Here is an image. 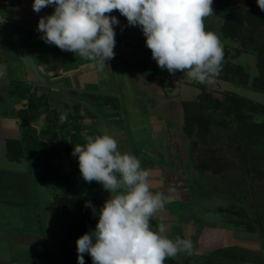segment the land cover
Instances as JSON below:
<instances>
[{"label": "clouds", "instance_id": "obj_1", "mask_svg": "<svg viewBox=\"0 0 264 264\" xmlns=\"http://www.w3.org/2000/svg\"><path fill=\"white\" fill-rule=\"evenodd\" d=\"M213 0H34L35 12L54 6L41 17L37 31L41 39L63 51L95 62L101 69L114 57L116 10L129 26L139 25L146 46L161 69L177 71L198 83L211 82L220 72L223 47L219 35L206 30L205 19L213 15ZM264 11V0H257ZM6 68V66H5ZM0 68V77L6 74ZM67 120V110L59 117ZM76 145L73 155L84 181L100 183L110 195L103 206L92 208L98 215L94 230L76 240L78 264L84 254L93 264H164L181 252L192 253L191 240L170 239L163 218L154 230L150 221L170 199L151 191V172L133 154L121 152L110 134L88 135ZM172 191H175L174 189Z\"/></svg>", "mask_w": 264, "mask_h": 264}, {"label": "rangeland", "instance_id": "obj_2", "mask_svg": "<svg viewBox=\"0 0 264 264\" xmlns=\"http://www.w3.org/2000/svg\"><path fill=\"white\" fill-rule=\"evenodd\" d=\"M235 3L242 6L245 0H235ZM223 17L224 13L213 10V15L205 19L206 30L219 35ZM135 27L126 24L125 29L129 32H126L122 39L124 46L131 43V53L134 52L135 46L140 48L137 50L140 52L142 47L134 31ZM262 29H259V36L264 34ZM141 31L140 28L139 37ZM220 41L226 58L241 64L251 82L257 75L255 54L248 50L250 48L238 45L237 41L224 42L221 38ZM114 53V57L109 60L107 66L103 69L97 66L101 73V80L86 81L85 92L88 94L86 102L88 101V106L94 110H96L95 103L110 107L106 114L107 119L100 118L102 124L95 126L98 135L104 133L112 135L118 141L119 150L135 155L141 161V165L145 164L144 169L152 163L163 168L162 174L152 171L155 166L148 168L150 172L152 171L151 191L163 192L170 196L164 209L158 211L152 218L155 222L151 219L153 229H156L163 218V223L167 225L166 235L170 239L174 240L175 236L178 238L177 234L181 233L179 238L191 240L193 245L191 254H199L193 256L195 264H201L199 263L200 253H206L211 247L223 244L257 250L264 255V236L225 224L221 221V217L227 214L220 211L235 204L250 209L251 203L247 200L249 190L251 187H264V162L257 163L246 155L240 159L235 153V148L232 147V138L227 137L229 133L215 128L209 134L203 132L194 134L193 139L198 142V146L194 152H191L189 140L182 132L183 111H179L182 100H196L202 89L211 91L219 98L227 92H234L261 104H264V91L255 90L251 84L234 85L216 78L201 84L188 79L185 73L177 71L171 80L163 79L151 86H146L149 94L157 88L164 90L163 97L153 96L150 111L147 93L142 95L141 92V87L145 85L143 81L147 80L144 74L145 69L124 62V55ZM129 58L133 59L132 56ZM118 64L121 68H118ZM153 64L158 66L153 60H148L146 66L150 67ZM164 70L168 71L166 68ZM134 73H137V77L140 75L139 78L143 80H134L132 78ZM146 87H144L145 91ZM262 119L264 117L255 116L256 121ZM44 123V120H41L37 125L41 128ZM86 123L92 124L88 119ZM207 147L209 151H205ZM248 153L251 154V152ZM207 165H209L208 168ZM155 187L160 190L154 189ZM173 189L175 191H172ZM109 195L107 190H103L99 198L105 201ZM227 218L231 219V216ZM181 228L183 233H178ZM202 228L216 229L222 232V236L219 238L215 235L208 239L207 235L206 240L200 241L202 243L207 241L205 246L208 247L202 249L196 244L197 236ZM202 243L198 244L203 246Z\"/></svg>", "mask_w": 264, "mask_h": 264}, {"label": "trees", "instance_id": "obj_3", "mask_svg": "<svg viewBox=\"0 0 264 264\" xmlns=\"http://www.w3.org/2000/svg\"><path fill=\"white\" fill-rule=\"evenodd\" d=\"M212 8L224 13L219 27L221 40L237 41L238 45L250 48L248 50L256 56L257 67V75L250 82L245 68L223 54L220 72L215 78L234 85L251 84L255 90L264 91V34L259 36L258 33L264 28V11L258 7L257 0H245L242 6L237 5L235 0H213ZM111 15L119 21L113 27L119 28L125 17L116 10ZM156 72L152 71L150 76ZM11 92L25 102L18 111L22 135L18 140L7 141L8 154L12 159L28 158L38 174L54 185V205L64 212L66 237L77 240L95 229L98 215H93L92 208L85 205L90 201L98 212L103 204L97 196L104 190L96 181L88 183L83 180L78 158L73 155V148L86 143V136L93 135L92 132L83 133L81 107L68 103L63 110H57L50 105L48 95L39 94L36 88L23 81H13ZM66 110L67 120L60 123L59 117ZM182 110V132L189 140L191 152L198 146L193 135L200 132L209 134L215 128L229 133L227 137L232 138V147L240 159L248 156L257 163L264 162V119L255 120L257 115L264 117V104L234 92H227L219 98L202 89L196 100L182 102ZM40 119L45 123L38 129L35 124ZM208 148L205 151H209ZM198 167H201L200 164ZM247 200L251 203L250 209L236 204L220 209L231 216V219L222 216L221 221L264 236V187H251ZM85 254L88 264H93L91 256ZM193 256L196 254L168 258L164 264H195ZM199 263L264 264V255L257 250L227 244L202 254Z\"/></svg>", "mask_w": 264, "mask_h": 264}, {"label": "crops", "instance_id": "obj_4", "mask_svg": "<svg viewBox=\"0 0 264 264\" xmlns=\"http://www.w3.org/2000/svg\"><path fill=\"white\" fill-rule=\"evenodd\" d=\"M33 3L34 0H0V68L6 66V74L0 77V264H78L76 240L66 237L64 212L54 205L56 194L54 185L38 174L37 168L28 158L12 159L8 154L7 141L18 140L22 135V123L18 111L25 102L19 95L12 94V82L23 81L36 88L39 94L45 93L49 97L50 105L57 110H63L68 103L79 104L83 133L92 132L93 136L98 135L95 126L101 123L100 118L107 119L106 114L110 107L95 103L96 110H94L88 106L86 81L101 80L98 65L77 54L45 43L41 39L43 34L37 31L38 21L41 17L51 15L54 6L44 7L37 13L33 10ZM126 24L128 22L125 17L119 28L114 27L116 43L113 51L124 55V62L145 69L147 80L144 79L145 85L140 87L142 95L147 93V103L151 111L153 96L163 97L164 90L157 88L154 94H149L146 86L163 79L171 80L174 77L155 64L146 66L148 60H155L152 58L151 50L145 47L146 37L143 32L141 31L140 37L138 36L141 28L139 25L134 31L141 41L139 42L142 46H140L141 52L137 51L140 48L135 46L136 51L131 53V43L122 45L124 35L129 32L125 29ZM118 39L120 41H117ZM109 62L107 60L105 66ZM118 68H121L120 64ZM152 71L157 72L150 76ZM136 74L134 73L132 78L140 81L142 78H139L140 75L137 77ZM182 102L183 100L181 104ZM179 111H183L182 105ZM150 115L153 118L151 113ZM87 119L92 124L86 123ZM41 120L43 119L39 121ZM37 123L35 126L39 129ZM141 166L144 168L145 164ZM154 166L155 164L152 163L148 168ZM154 168L152 170L155 171L154 173H163L162 167ZM100 193L97 198L104 204L105 201L99 198ZM152 222L155 220L152 219ZM182 230L183 228L179 229L178 233H183ZM221 233L216 229L202 228L197 241L201 244L200 240L205 239L207 235L208 239L215 235L220 238ZM180 234L177 236L180 237ZM176 238L175 236L174 240ZM206 242L202 243L203 246L196 244L204 249L208 247L205 246ZM219 246L222 245L213 246L210 250ZM185 254L186 252H181L175 258ZM84 262L88 264L86 254H84Z\"/></svg>", "mask_w": 264, "mask_h": 264}]
</instances>
